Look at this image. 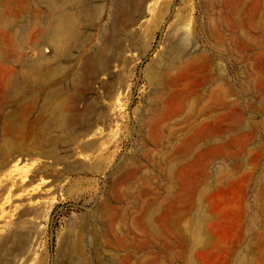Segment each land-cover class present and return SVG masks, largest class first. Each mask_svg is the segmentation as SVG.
<instances>
[{"label":"rangeland","instance_id":"374dc122","mask_svg":"<svg viewBox=\"0 0 264 264\" xmlns=\"http://www.w3.org/2000/svg\"><path fill=\"white\" fill-rule=\"evenodd\" d=\"M43 2L0 0V264H264V0H90L57 57Z\"/></svg>","mask_w":264,"mask_h":264},{"label":"bare ground","instance_id":"6f19581e","mask_svg":"<svg viewBox=\"0 0 264 264\" xmlns=\"http://www.w3.org/2000/svg\"><path fill=\"white\" fill-rule=\"evenodd\" d=\"M43 4L46 5L47 17L44 22L43 31H41L42 33L40 32L42 35V42H40V44L43 43L44 46L47 45L49 48L51 47V56L53 57L63 55L71 48L80 45L81 41L77 38L79 35V25L85 23L89 26L95 14L90 10V0H44ZM35 23L36 22L33 24ZM0 26L9 28L10 26H14V23L12 20L0 16ZM15 32L20 41L23 29H16ZM180 49L181 47L178 44L171 48L168 53L173 57H177L180 54ZM93 52L95 55L98 54L96 50ZM112 55L115 56L116 51L110 56ZM44 60V57H39L33 62L23 64L19 77L10 85L8 94L9 99L15 96L17 92H22L25 87L28 88L32 85L42 84L52 78L53 73L59 67L53 66L43 68L44 65L41 66V64ZM56 98H58V96L56 97L53 92L48 93V95L43 98L39 118H41V116L46 117L43 125V130L46 132L60 130L67 124V118L62 111V106ZM4 151L12 152L10 143L7 142L4 145ZM73 264L80 263L75 262Z\"/></svg>","mask_w":264,"mask_h":264}]
</instances>
